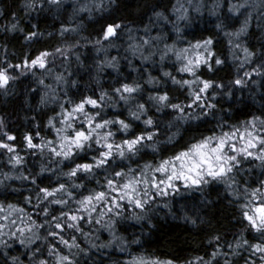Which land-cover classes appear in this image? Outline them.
<instances>
[{
	"label": "clouds",
	"instance_id": "obj_1",
	"mask_svg": "<svg viewBox=\"0 0 264 264\" xmlns=\"http://www.w3.org/2000/svg\"><path fill=\"white\" fill-rule=\"evenodd\" d=\"M0 76V264H264V0H0Z\"/></svg>",
	"mask_w": 264,
	"mask_h": 264
},
{
	"label": "snow or ice",
	"instance_id": "obj_2",
	"mask_svg": "<svg viewBox=\"0 0 264 264\" xmlns=\"http://www.w3.org/2000/svg\"><path fill=\"white\" fill-rule=\"evenodd\" d=\"M109 31H111V29H109ZM0 79H6L3 76H0ZM258 212H260L261 214H264V209H257ZM249 219L251 220V217H249Z\"/></svg>",
	"mask_w": 264,
	"mask_h": 264
}]
</instances>
